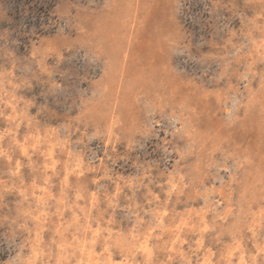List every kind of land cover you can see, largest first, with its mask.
<instances>
[{"label":"rangeland","instance_id":"rangeland-1","mask_svg":"<svg viewBox=\"0 0 264 264\" xmlns=\"http://www.w3.org/2000/svg\"><path fill=\"white\" fill-rule=\"evenodd\" d=\"M0 264H264V0H0Z\"/></svg>","mask_w":264,"mask_h":264}]
</instances>
